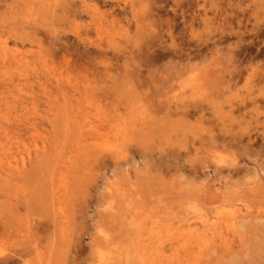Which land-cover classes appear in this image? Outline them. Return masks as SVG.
<instances>
[{
  "label": "rangeland",
  "instance_id": "374dc122",
  "mask_svg": "<svg viewBox=\"0 0 264 264\" xmlns=\"http://www.w3.org/2000/svg\"><path fill=\"white\" fill-rule=\"evenodd\" d=\"M263 98L264 0H0V264H264Z\"/></svg>",
  "mask_w": 264,
  "mask_h": 264
},
{
  "label": "bare ground",
  "instance_id": "6f19581e",
  "mask_svg": "<svg viewBox=\"0 0 264 264\" xmlns=\"http://www.w3.org/2000/svg\"><path fill=\"white\" fill-rule=\"evenodd\" d=\"M147 62V61H146ZM263 100H264V98H263ZM241 102V101H240ZM184 103V102H183ZM243 104V103H242ZM177 106V105H176ZM188 106V105H187ZM253 106V105H252ZM177 108V107H176ZM183 109H184V107H182ZM187 109V108H186ZM184 114V113H183ZM187 115V114H186ZM241 119V118H240ZM262 120V119H261ZM243 122H244V120H243ZM249 124V123H248ZM252 126V125H251ZM260 126H263V124L261 125L260 124ZM234 129V128H233ZM243 129V128H242ZM228 132V131H227ZM226 133V132H225ZM245 133V132H244ZM252 133V132H251ZM228 134V133H227ZM248 134V133H247ZM234 136V135H233ZM243 136V135H242ZM223 137V136H222ZM230 137V136H229ZM243 138V137H242ZM230 140V139H229ZM234 140V139H233ZM253 141V140H252ZM232 145V144H231ZM264 152V151H263ZM236 169V168H235ZM243 197H245V195L243 196ZM254 198V197H253ZM258 198V197H257ZM240 200V199H239ZM250 200V199H249ZM249 200H248V202H249ZM260 203V202H259ZM232 205V204H231ZM262 207V206H261ZM210 208V207H209ZM201 214V213H200ZM190 215V214H189ZM224 215V214H223ZM222 216V215H221ZM245 220V219H244ZM249 221V220H248ZM239 222V221H238ZM245 223V222H244ZM248 223V222H247ZM242 225V224H241ZM212 226V225H211ZM236 226V225H235ZM239 226V225H238ZM188 228V227H187ZM199 230V229H198ZM200 231V230H199ZM198 231V232H199ZM242 231V230H241ZM256 231V230H255ZM196 232H197V230H196ZM184 234V233H183ZM235 234V233H234ZM178 235V234H177ZM196 235V234H195ZM197 239V238H196ZM131 243H132V241H131ZM204 248V247H203ZM172 255V254H171ZM178 257V256H177ZM176 257V258H177ZM172 258V257H171ZM197 261V260H196Z\"/></svg>",
  "mask_w": 264,
  "mask_h": 264
}]
</instances>
